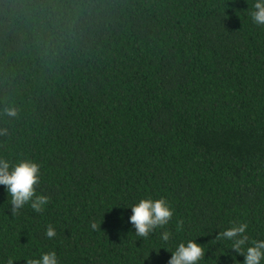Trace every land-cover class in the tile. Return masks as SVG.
<instances>
[{"label":"trees","instance_id":"16d2710c","mask_svg":"<svg viewBox=\"0 0 264 264\" xmlns=\"http://www.w3.org/2000/svg\"><path fill=\"white\" fill-rule=\"evenodd\" d=\"M255 2L0 0V159L37 163L49 198L13 217L0 185V264H167L189 240L197 264H242L215 237L244 223L246 246L264 240ZM149 198L173 216L142 239L128 221Z\"/></svg>","mask_w":264,"mask_h":264},{"label":"clouds","instance_id":"9594fccd","mask_svg":"<svg viewBox=\"0 0 264 264\" xmlns=\"http://www.w3.org/2000/svg\"><path fill=\"white\" fill-rule=\"evenodd\" d=\"M252 12L253 22L258 25H264V0H256ZM5 114L9 117L16 118L19 115L15 107L5 109ZM0 135H8V130H0ZM40 166L29 160H23L11 166L5 159H0V185H4L7 194L11 195V216L15 217L19 211L28 203L36 212L43 211L44 205L48 203L49 198L44 195L36 194V186L39 184ZM132 215L129 223L135 229V235L146 239L150 233L157 228H164L173 216L167 202L163 199L152 200L142 199L138 204L131 207ZM92 229L97 228L95 222L91 225ZM247 224H234L226 231L220 232L215 239L229 240L232 242L231 249L239 256H243L242 264H261L264 260V240L253 242L252 246L248 245V236L245 235ZM46 236L52 239L56 236V230L49 225L46 229ZM162 239L168 241L170 233L164 231ZM167 264H197L204 256L205 252L202 245L196 241L189 240L187 244L180 243ZM8 264H13L9 259ZM26 264H58L55 252L42 254L39 260L29 259Z\"/></svg>","mask_w":264,"mask_h":264}]
</instances>
